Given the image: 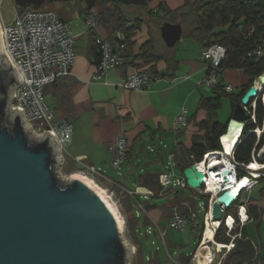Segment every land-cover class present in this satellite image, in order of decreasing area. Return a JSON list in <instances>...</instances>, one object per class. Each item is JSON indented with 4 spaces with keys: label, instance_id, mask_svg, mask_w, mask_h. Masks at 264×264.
I'll return each instance as SVG.
<instances>
[{
    "label": "crops",
    "instance_id": "0c3cea01",
    "mask_svg": "<svg viewBox=\"0 0 264 264\" xmlns=\"http://www.w3.org/2000/svg\"><path fill=\"white\" fill-rule=\"evenodd\" d=\"M50 2L53 1L49 0ZM185 2L186 0H151L148 10L154 12L162 7L169 12H175L181 9ZM95 10L98 11L96 7ZM129 12L133 15L136 10L133 9ZM59 14L71 26L76 38L77 54L76 64L71 75L58 80L45 90L46 102L54 109L56 118L65 119L73 126V138L66 146L60 169L66 168L70 176H84L94 182L96 178H99L105 187L116 193L118 201L126 209H129L126 210V215L133 217L137 222L135 234L142 247L144 257L141 236L146 239V242L153 244L152 256L150 254L147 256L152 264H197L198 251H202V254H206L208 251L212 253V258L207 264H223L232 250H223L222 253L217 252L218 246L216 244L218 243L216 239L212 237V242L207 239L209 236H214L213 233L207 230L208 232L203 236V220L201 221L199 212L198 217L201 227L196 230L189 228L193 234L196 231H202L201 240L193 253L185 254L182 252L180 257L175 259L170 254L169 245L176 248H179V246L173 245L172 239L169 242L167 241L168 230L167 248L163 246L157 232L151 235L147 234L149 228L156 226L165 228L162 223L168 224L176 207L187 213L188 208L183 206L186 204L193 211H198L196 204L184 198L180 190L173 191L169 189L162 197L149 200L141 197L136 199L126 192L140 189V191L151 190L159 194L161 189L158 192L141 187L139 183L134 190H130L118 180L120 175L125 179V174L127 175L125 180H128L130 175L139 177L147 173H157L160 176L165 173L162 169L165 157L170 160L169 164L175 163L177 165L178 150L181 148L187 149L191 146L193 136L199 131L198 124L207 118L206 112L200 111L202 98L214 97L216 92L219 93L217 88L207 90L200 86L206 75V63L201 59L204 46L197 40L188 37L183 30L182 38H187L192 50H185L188 45H183L181 49L174 50L178 43L173 48H168L161 36L160 29L163 24L157 27V23L161 22V19L156 14L153 17L150 16L140 30L134 33L131 57L125 59L123 67L109 70L106 76L99 80L97 79V67L94 63L96 56L94 41L101 37L114 40L117 33L123 35V37L124 34L118 31L113 33L108 30L103 21H100L98 29L90 31L85 23L88 16L86 5L74 10L73 13L64 12ZM156 31H158L163 45L155 38ZM150 40L154 41L156 49L160 53L175 57L177 60L175 67H168L164 61L145 64L139 58L142 46ZM153 67L160 73L161 79L151 89L125 91L122 88V81L126 76ZM230 72H236L231 78V81L237 84L238 87V92L236 93L234 90V94H239L242 89L250 87V77L245 71L239 69L225 70L218 78V84L231 86L234 89L232 82H226L225 78ZM231 108L227 123L219 120L223 125H227L232 118L234 110L232 104ZM183 110L188 112V122L185 128L179 129L175 125V118ZM122 135L130 145V153L128 161L123 164L122 168L116 169L112 164L116 158V152L111 150V146ZM137 164L141 170H139ZM92 168L97 173L93 174L91 172ZM92 177L95 179H92ZM115 184L121 186L125 191L114 186ZM177 193L182 199L180 205L175 206L172 210H166L165 208L168 205H165L159 211L154 199L166 196L170 200L173 198V194ZM245 193L244 202L240 201L235 207H231L232 209L229 208L231 211L227 216L230 215L237 220H240L243 216L248 217L249 220L230 235L240 233L241 238L250 239L256 247L257 257L255 261H249L243 254L239 253L243 256V259L241 258L243 263L241 264H264V178H259V183ZM151 202H153V205L147 207ZM242 204H244V208L240 210ZM141 205L144 206L145 210L140 208ZM193 205H195V208ZM206 209L202 218L208 214ZM141 224L143 225L141 226ZM159 242L164 249L160 247ZM138 248L139 246L135 244L136 253ZM161 253L166 254L167 262L163 261ZM202 258L204 257L202 256Z\"/></svg>",
    "mask_w": 264,
    "mask_h": 264
},
{
    "label": "water",
    "instance_id": "95a60500",
    "mask_svg": "<svg viewBox=\"0 0 264 264\" xmlns=\"http://www.w3.org/2000/svg\"><path fill=\"white\" fill-rule=\"evenodd\" d=\"M14 1L21 9H41L49 3ZM71 1H82L91 11L98 0ZM116 1L125 6L148 4L147 0ZM160 31L168 48L182 40L181 24L165 22ZM260 79L264 83V75ZM20 83L0 41V264H129L133 249L124 241L123 224L109 200L83 179L61 177L62 159L53 136L47 132L36 136L21 111L11 109ZM258 93L257 87L250 88L235 105L226 133L232 125L243 126L249 120L245 107ZM182 174L192 190L205 185L206 175L195 165ZM239 185L210 204L215 222L224 221V212L243 189ZM223 250L217 247V252ZM233 250L256 260V247L248 238H238Z\"/></svg>",
    "mask_w": 264,
    "mask_h": 264
},
{
    "label": "built area",
    "instance_id": "2783aa9c",
    "mask_svg": "<svg viewBox=\"0 0 264 264\" xmlns=\"http://www.w3.org/2000/svg\"><path fill=\"white\" fill-rule=\"evenodd\" d=\"M2 1L0 0V9ZM85 23L90 31L98 29L100 15L95 8L86 17ZM114 38L116 41L104 37L95 40L98 53V62L96 64L97 79L99 80L106 76L109 70L120 69L124 65L125 58L123 53L126 49L125 39L123 35L118 33ZM0 41L3 54L21 79L20 85L14 90L11 109L21 111L23 120L26 121V125L31 132L42 131L43 134L47 132L52 135L58 144L60 157L63 160L66 146L73 138V126L65 119L56 118L54 109L46 102L45 90L58 80L70 76L76 64V38L69 22L56 11L27 8L23 13L17 14L13 22L9 25L1 23L0 20ZM251 56L256 58L264 56V41L254 52L249 54V57ZM225 57L226 48L220 44L202 49L201 59L206 63V75L200 83L201 87L210 90L217 86L218 78L223 72L221 64ZM260 77L255 80L251 88L257 87V81ZM160 79L159 74L148 69L126 76L121 86L125 91L149 90ZM262 90H264V87L259 90L258 95L251 99L249 105L245 107L249 115V120L257 126L253 132L256 133L258 139H261L264 135V117L261 128L258 127L256 118L257 103L260 96H262L264 104V91ZM225 91L231 94L234 92V89L231 86H226ZM187 122L188 112L187 110H183L175 118V125L179 129H183L187 126ZM243 126L245 128V123ZM227 134L225 133L220 137V143H222L223 148V138ZM111 150L116 152V158L112 163L113 167L121 169L129 158L130 145L127 139L122 135L111 146ZM234 151L235 148L232 149L231 153H227L223 149L221 152H210L204 155L200 163L192 164L199 171H202L200 170V165L204 164V170L202 172L206 175L205 185L199 190L200 194L209 200L206 209L208 214L203 218V236L207 233L208 226L212 228L214 238L218 234V231L223 228L225 234L231 238V242L229 245L218 243L216 246H222L224 250H233L236 240L241 238L242 235L239 233L231 236L230 234L237 230V228L244 226L249 218L242 216L240 220H237L235 217L227 216L226 212H224V221L215 222L210 204L224 192L233 189L238 183H241L243 180H248V185L240 191V195L231 206L235 207L241 201L242 195L256 186L259 183V178H264V146L257 154L255 152L253 153V163L249 165L237 163L234 157ZM208 157L210 158L207 159ZM256 163L261 165V169H251L253 164ZM213 164L217 165L214 167ZM91 172L93 174L97 173L94 168L91 169ZM173 176V173H163L159 176L161 189L159 194L151 190L140 191V189L127 191L126 193L136 199L141 197L149 200L155 197H162L169 189L173 191L191 189L188 187L183 174L182 176H177L176 180H173ZM209 180H214L215 189L211 190L207 187L206 184ZM114 186L125 191L117 184ZM111 193L113 195L115 194L114 192ZM244 204L240 206V210L244 208ZM183 206L188 208V212L185 213L179 207H176L168 221L167 228L176 230L177 232H184L188 228L194 230L199 229L201 222L198 217V211H193L186 204ZM140 208L145 210L143 205ZM230 220H232L231 224ZM167 228H161L159 226L149 228L147 234L151 235L157 232L163 242V246L167 248Z\"/></svg>",
    "mask_w": 264,
    "mask_h": 264
},
{
    "label": "trees",
    "instance_id": "16d2710c",
    "mask_svg": "<svg viewBox=\"0 0 264 264\" xmlns=\"http://www.w3.org/2000/svg\"><path fill=\"white\" fill-rule=\"evenodd\" d=\"M150 1L147 0L148 4L142 7L125 6L116 0L97 1L100 21L105 22L107 29L113 33L118 31L124 34L126 44L125 59L131 57L134 33L140 30L150 16L153 17L158 14L161 19V25L165 22L181 24L186 35L197 40L204 48L216 44L224 46L226 48V57L221 64L223 72L229 69H239L245 71L251 79L250 87L242 89L239 94H234V92L229 94L225 91L226 86L217 84L215 88H217L219 93L216 92L214 97L202 98L200 111H205L207 118L198 124L199 131L193 136L191 146L187 149L181 148L177 152V167L183 173L192 164L200 163L204 155L210 152L222 151L220 137L226 133V125L220 123L216 117L217 111L222 106V94L229 96L234 109L235 105L242 101L255 80L264 73V56L261 58L249 57V54L254 52L264 41V0H186L185 5L175 12H169L162 7L156 12L150 11L148 10ZM127 8L135 9L136 13L131 15L132 13ZM25 10L18 8L20 13ZM87 14H90V11H87ZM114 40L116 41V39ZM94 48L96 51L94 63L97 64L98 53L95 41ZM139 58L145 64L164 61L170 68L175 67L177 64V60L172 55L160 53L156 49L153 40L142 46ZM149 70L160 75L155 67ZM263 117L264 104L262 96H260L256 110L259 128L262 127ZM256 127L250 120L245 122L244 131L234 151V157L239 164H252L253 153L257 154L264 146V135L261 139H258L256 133L253 132ZM139 178L141 187L160 191L159 174L147 173L140 175ZM92 179L95 178L92 177ZM96 181L99 185H104L101 179L96 178ZM181 202L182 199L179 193L173 194V198L169 200L165 209L172 210L175 206L180 205ZM208 203L209 200L206 202V208ZM193 206L195 208V205ZM231 209L226 211V215ZM127 220L129 233L139 246L136 253L138 259L133 264H152V261L146 263L143 256L142 247L135 234L136 220L133 217H127ZM215 239L217 243L222 245H229L231 240L230 237L226 236L223 228L218 231ZM241 258L243 259L241 254L232 250L223 264H241L243 263Z\"/></svg>",
    "mask_w": 264,
    "mask_h": 264
},
{
    "label": "rangeland",
    "instance_id": "374dc122",
    "mask_svg": "<svg viewBox=\"0 0 264 264\" xmlns=\"http://www.w3.org/2000/svg\"><path fill=\"white\" fill-rule=\"evenodd\" d=\"M53 2L47 3L46 5H44L41 10H53L59 13H73L74 10H77L80 7H83V5H85L82 1H71V0H52ZM98 7V3L96 4V9ZM128 11H133L132 8H127ZM99 11V9H98ZM18 14V7L15 4L14 0H3L2 1V5H1V9H0V20L1 23L7 24L9 25L10 23L13 22L14 18L17 16ZM161 24V22L157 23V27H159V25ZM155 38L157 39V41L159 43H161V45H163V41L161 39V37H159V33L158 31L155 32ZM185 36V34H184ZM188 43V44H187ZM190 42L187 41V38L183 37L182 40L174 47V50H179L181 49V47L183 45H188L186 46V51H191V45H189ZM236 72H230L229 74H225L226 75V82H232L231 78L232 76L235 75ZM234 85V90L237 93L238 92V87L237 84L233 83ZM211 90V89H210ZM231 102H230V98L227 94L223 95L222 94V106L221 108L217 111L216 117L218 120L223 121L224 123H227V118L230 114L231 111ZM35 132V133H34ZM32 133H34L36 136L40 137L43 135V132L40 131H34ZM170 160L165 157L164 159V166H162V169L164 170L165 173H173V180H176L177 176H182V172L180 171V169L177 167V165L175 163H171L169 164ZM137 166L139 167V165L137 164ZM127 169V168H126ZM125 169V171H127ZM130 170V169H128ZM139 170L140 167H139ZM60 171V175L63 178L68 179L70 177V174L67 172L66 168H62L59 170ZM124 171V172H125ZM140 173V171H139ZM119 181L123 184H125L126 188L130 189V190H134L136 188V186L139 184V180L140 178L135 176V175H130V178L128 180H125L123 178L122 175H120L118 177ZM97 183V181H95ZM98 184V183H97ZM99 185V184H98ZM100 187L104 188L106 190V192L109 194V196L111 197V199L113 200L114 204H116V207L118 208V210L120 211L123 220H124V228H123V236H124V241L128 244V246L130 248L133 249V254L130 257V261L129 264H133L134 261L137 262L138 256L135 253V241L134 238L131 237L130 233H129V227H128V220H127V215L125 212H127L126 207H124L123 204H121L117 197H116V193L113 195L111 192V190L109 188H105L104 185H99ZM182 192V195L184 198H186L187 200H189L190 202H193V204H196L197 206V210L199 212V216L201 218V221L203 220V216H204V212L206 209V202L208 200V198L204 197V195L200 194L199 190H191V189H187V190H180ZM246 193H244L243 198L241 199L242 202H244V197H245ZM154 203L156 204V206L158 207L159 211L161 208H163L165 205H168L169 203V198L168 197H163V198H156L154 199ZM135 212V210H134ZM143 224H141L142 226ZM162 226H165V228H167V223L163 222ZM168 229V228H167ZM201 230L200 231H196L194 234L190 232L189 228L188 230L184 231V232H177L176 230H172V229H168V238L167 241L169 242V240L172 239V244L173 245H177L179 246V248L176 247H170L169 245V250H170V254L173 255V257L175 259H178L181 255V253H193L194 250L196 249V247L198 246L200 240H201ZM208 232V231H207ZM141 241L143 242V250H144V254H145V261L146 263L150 262V259H148V255L150 254L152 256L151 253H153L154 251V246L153 244H151L150 242H146L143 238V236H141ZM160 247L163 248L162 244L159 242ZM164 249V248H163ZM178 249V250H175ZM172 251V252H171ZM226 251V250H225ZM175 252V253H174ZM180 253V254H179ZM222 253V252H220ZM163 261L167 262V256L165 253H161ZM168 264V263H166Z\"/></svg>",
    "mask_w": 264,
    "mask_h": 264
},
{
    "label": "bare ground",
    "instance_id": "6f19581e",
    "mask_svg": "<svg viewBox=\"0 0 264 264\" xmlns=\"http://www.w3.org/2000/svg\"><path fill=\"white\" fill-rule=\"evenodd\" d=\"M263 87H264V83L262 82L261 79H259L257 81V89L260 90V89H263ZM262 91H264V90H262ZM243 130H244V126H242V125H236V124L232 125V127L230 128L229 133L227 134V136L223 138V142H224V149H223V151H225L227 153H231L232 152V149H234L236 147L237 143L239 142V140H240V138L242 136ZM209 158L210 157H208L207 159H209ZM213 165L215 167L217 164H213ZM251 169L259 170V169H261V165L259 163L253 164V166H252ZM200 170H202V171L204 170V164L200 165ZM75 177L80 178V179H83L84 181H86L90 185H92L93 187L97 188L109 200V202L111 203V205L115 209L116 213L118 214V216H119V218H120V220H121V222L123 224V228H124V220H123V217H122L120 211L118 210V208L116 207V204H114L113 200L111 199V197L109 196V194L106 192V190L104 188L100 187L96 182L92 181L89 178H86L84 176H79V175H77V176L75 175ZM206 185L211 190L212 189H215V186H214L215 185V182H214V180H209V182ZM247 185H248V180H243L240 183V185L238 186V188L239 189L240 188H244ZM230 223H232V220H230ZM208 230H209L210 233H213V235H214V232H213V230H212V228L210 226H208ZM212 237H214V236H209V237H207V239H210L211 242H212V240H213ZM202 256L204 258H202ZM211 258H212V253L210 251H208L206 254H202V251H198L197 257H196L197 264H207V263H209V261H210Z\"/></svg>",
    "mask_w": 264,
    "mask_h": 264
}]
</instances>
